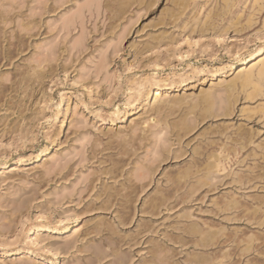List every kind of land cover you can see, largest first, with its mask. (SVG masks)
Here are the masks:
<instances>
[{
  "label": "rangeland",
  "instance_id": "374dc122",
  "mask_svg": "<svg viewBox=\"0 0 264 264\" xmlns=\"http://www.w3.org/2000/svg\"><path fill=\"white\" fill-rule=\"evenodd\" d=\"M0 264H264V0H0Z\"/></svg>",
  "mask_w": 264,
  "mask_h": 264
},
{
  "label": "bare ground",
  "instance_id": "6f19581e",
  "mask_svg": "<svg viewBox=\"0 0 264 264\" xmlns=\"http://www.w3.org/2000/svg\"><path fill=\"white\" fill-rule=\"evenodd\" d=\"M247 78H248V76H247ZM245 79V78H244ZM247 80V79H246ZM251 80V79H250ZM249 82V79H248V81H247V83Z\"/></svg>",
  "mask_w": 264,
  "mask_h": 264
}]
</instances>
